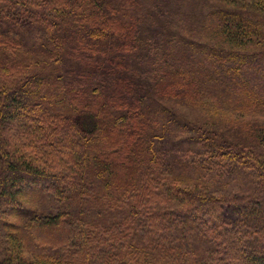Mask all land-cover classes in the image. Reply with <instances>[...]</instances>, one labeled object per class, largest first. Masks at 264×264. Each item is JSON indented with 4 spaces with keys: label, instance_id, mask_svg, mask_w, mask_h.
<instances>
[{
    "label": "trees",
    "instance_id": "16d2710c",
    "mask_svg": "<svg viewBox=\"0 0 264 264\" xmlns=\"http://www.w3.org/2000/svg\"><path fill=\"white\" fill-rule=\"evenodd\" d=\"M0 264H264V0H0Z\"/></svg>",
    "mask_w": 264,
    "mask_h": 264
},
{
    "label": "rangeland",
    "instance_id": "374dc122",
    "mask_svg": "<svg viewBox=\"0 0 264 264\" xmlns=\"http://www.w3.org/2000/svg\"><path fill=\"white\" fill-rule=\"evenodd\" d=\"M177 113H178V111H177ZM180 113V112H179ZM178 113V114H179ZM192 114V113H191ZM194 115V114H193ZM193 115H190V117H193ZM83 122H86L89 126L91 125V123L87 120V118H85V119H83L82 120ZM195 123H196V125L194 126L195 128H196V131H197V135H199V133L200 132H202V130L204 129L202 126L200 127V128H198L197 126H200V125H203V126H205V127H207V124H200V122L198 121H196L195 120ZM206 130V129H205ZM240 135V134H239ZM238 138H242L241 136H238ZM186 146H185V144H184V148H185Z\"/></svg>",
    "mask_w": 264,
    "mask_h": 264
}]
</instances>
